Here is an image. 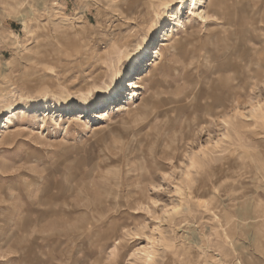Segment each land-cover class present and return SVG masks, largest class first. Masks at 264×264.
Wrapping results in <instances>:
<instances>
[{
    "label": "rangeland",
    "instance_id": "rangeland-1",
    "mask_svg": "<svg viewBox=\"0 0 264 264\" xmlns=\"http://www.w3.org/2000/svg\"><path fill=\"white\" fill-rule=\"evenodd\" d=\"M197 2L0 0V264H264V0Z\"/></svg>",
    "mask_w": 264,
    "mask_h": 264
},
{
    "label": "bare ground",
    "instance_id": "bare-ground-1",
    "mask_svg": "<svg viewBox=\"0 0 264 264\" xmlns=\"http://www.w3.org/2000/svg\"><path fill=\"white\" fill-rule=\"evenodd\" d=\"M198 0H192V8L190 9V11L188 10V14L189 15H191V16H195V17H200L201 19H203V21H205L206 20V8H207V5L205 6V8H203V10H201V11H199V13H197V11L198 10H200L198 7H197V2ZM177 2H178V4H179V6H183L184 5V3L186 2V0H177ZM172 14V13H171ZM170 14V15H171ZM165 17H167V16H165ZM171 17V16H170ZM174 17H175V15H174ZM192 18V17H191ZM167 20H169V16H168V18H167ZM170 21V20H169ZM180 22V21H179ZM181 25H182V23H181ZM183 26V25H182ZM169 35V34H168ZM173 40V39H172ZM149 41V40H148ZM161 44L159 45V46H157V47H155V48H153L152 49V51H151V53H150V55H149V57L150 58H153L152 59V61L151 62H148L147 63V65H152L154 62H156L157 60H159V59H161V56H162V53H163V47H165V46H169L170 45V43H168V40H166V41H163V42H160ZM147 46L146 45H144L143 46V48H142V51H143V54L142 55H144V54H146V51H147ZM152 54H153V56H152ZM145 56V55H144ZM143 57V56H142ZM150 58H148L147 60H149L150 61ZM137 68V67H136ZM148 70V73L149 72H151L152 70H153V68L151 69V68H149V67H147L146 69H145V71H147ZM144 71V72H145ZM134 72V71H133ZM135 75V80H133L132 78L131 79H129L128 80V82H124V80L123 79H121L120 80V85H121V87L119 88V90H122L123 88H125V91H126V87H128V86H130V88H131V92H129L128 93V95H129V98H127V100H125L126 101V103L128 104V103H134V98H136V96H137V94H138V92H137V90L138 89H141V88H143L142 87V83H143V80H144V78L145 77H147L148 75L146 74V75H142V74H139V73H136V74H134ZM121 95V94H120ZM127 95V96H128ZM93 97V96H92ZM118 97V96H117ZM120 97V96H119ZM93 98H95V97H93ZM112 97H110V99H111ZM126 99V98H125ZM111 101V100H110ZM120 104V103H119ZM42 105V107L40 108V109H43V108H47L48 106H47V103H45V102H43V103H41L40 104V106ZM52 105V104H51ZM88 105H90V107L94 110L95 108H96V106L98 105V103L97 102H95L94 103V101L93 100H91V101H89V103H88ZM87 105V106H88ZM113 105V102H109L108 103V105L106 106V108L107 107H109V106H112ZM122 105H124V104H121V106L119 105L118 107L119 108H116L115 106H114V109L113 110H116V112L117 111H129L130 109H129V107H127V106H122ZM51 109H54L53 107L51 108ZM71 109H77L76 108V106L75 105H71V104H66V105H64L60 110L61 111H65V110H71ZM112 109V108H111ZM16 110H12L11 112H9L8 114H6L5 116H3V118H4V122L2 123V124H0L1 125V127H0V139H3L2 137L5 135V134H7V125L11 122V119H12V117H14L15 115H16V112H15ZM104 112H106V111H104ZM132 112V111H131ZM101 113H103L102 111H101ZM107 113V112H106ZM103 114V116H106L107 114ZM4 114V113H3ZM113 114V113H112ZM1 115V114H0ZM1 118V117H0Z\"/></svg>",
    "mask_w": 264,
    "mask_h": 264
},
{
    "label": "snow or ice",
    "instance_id": "snow-or-ice-1",
    "mask_svg": "<svg viewBox=\"0 0 264 264\" xmlns=\"http://www.w3.org/2000/svg\"><path fill=\"white\" fill-rule=\"evenodd\" d=\"M119 83H120V81H119V79H117V80L115 81L114 85H113V90H115L116 85H118Z\"/></svg>",
    "mask_w": 264,
    "mask_h": 264
}]
</instances>
